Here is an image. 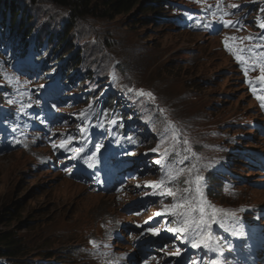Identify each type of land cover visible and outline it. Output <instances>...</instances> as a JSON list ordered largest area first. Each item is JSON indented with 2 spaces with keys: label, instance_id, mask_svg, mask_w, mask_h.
I'll use <instances>...</instances> for the list:
<instances>
[{
  "label": "rangeland",
  "instance_id": "1",
  "mask_svg": "<svg viewBox=\"0 0 264 264\" xmlns=\"http://www.w3.org/2000/svg\"><path fill=\"white\" fill-rule=\"evenodd\" d=\"M15 1L21 6L27 5L30 24L40 22L49 29L48 34L52 28H57L50 42L66 45L58 50L60 56L80 48L91 59L111 61L108 78L102 79L100 87L103 94L111 92L117 97V103L123 100L117 106L125 107L134 106L133 101L126 100L125 92L135 97V103L143 107L140 115L145 117L142 119L153 127L155 145L149 149L142 143L139 149L134 134L139 128L137 122L123 135L117 134L112 113L107 125L94 123L89 112L93 114L95 109L82 110L83 121L79 123L77 117L65 118L69 123L75 121V127L63 129L62 134H51L47 142L39 136L40 127L20 130L27 113L26 96L36 84L22 78L18 68L24 61L23 55L31 53L37 43L36 38L17 35L16 40H24V47L28 48L17 51L15 62L12 55L3 56L5 46L0 51V233L13 231L25 242L27 251L21 258L1 257L0 264H88L86 252L92 240L106 231L116 234V228L125 233L121 252L130 248L135 240L144 238L169 237L174 240V247L182 248L183 242L168 231L178 226L175 218L156 213H164L166 206L170 208L175 202L166 195L169 189L178 196L184 194L183 189L189 187L184 180L190 179L192 174L185 173L175 183L165 180L159 185V181L165 173L192 164H196L203 177L204 200L209 197L224 213H235V217L222 214V219L237 224L251 218V211L264 219V116H259L263 110L259 108L261 101L256 98L264 96V85L248 97L232 65L235 58L232 50L220 49L215 38L196 26L200 22L193 5L197 0H160L163 6H158L153 14L136 10L131 17L121 16L112 21L91 18L79 22L65 38L60 30L63 24L68 23V29L72 27L65 8L44 1L32 9V3L27 0ZM252 18H256L258 24L264 23L263 6L257 8ZM142 19L147 20L141 22ZM3 32L1 30L0 35ZM1 42L7 45L3 38ZM229 43L239 44L240 41L230 39ZM116 64L121 66L119 72L114 68ZM128 88L151 92L155 100L129 93ZM69 94L67 98L71 102L75 94ZM82 107L80 104L78 111ZM74 110L62 114L72 115ZM226 123V128H221ZM243 123L262 127V130L244 129ZM214 129L233 131L239 136L248 134L251 139L246 142L247 152L249 148L252 150L255 161L248 168L243 160L234 161L231 168L237 176V182L232 184L234 190L226 191L217 184L211 186L222 196L218 200L206 194L210 188L208 179L220 173L222 156L235 151L242 141L218 139ZM112 134L117 140L130 142L137 150L130 158V169L137 174L131 182H122L127 187L121 189L123 184H120L117 190L104 191L102 188L110 187L109 164L121 155L114 147ZM69 136L73 138L69 146L61 148V142L67 141ZM185 140L187 144L183 143ZM97 145H100L99 151ZM78 147L84 152L77 164L73 150ZM68 150L72 153L68 154ZM170 151L173 161L168 160ZM89 164L97 165L105 173L98 191L90 185L93 170L87 166ZM148 184L159 186L146 187ZM143 196L150 198L148 206L143 204ZM149 229H157L160 234L153 236ZM60 249L67 255L61 257ZM203 264H210V260Z\"/></svg>",
  "mask_w": 264,
  "mask_h": 264
},
{
  "label": "trees",
  "instance_id": "2",
  "mask_svg": "<svg viewBox=\"0 0 264 264\" xmlns=\"http://www.w3.org/2000/svg\"><path fill=\"white\" fill-rule=\"evenodd\" d=\"M32 3L33 8L38 6L39 3L47 1L59 8H65V10L69 13V21L71 22L72 27L67 28L68 23L63 24L60 30L62 31V36L69 37L71 31L76 27V25L81 21H89V19L93 18L94 20L104 22V21H112L121 16H132L136 12V10L148 11V13L153 14L154 11L161 7L162 1L160 0H27ZM22 1H20L21 3ZM23 3V2H22ZM163 6V5H162ZM26 6H21L15 0H0V27L4 26L5 33L3 34L4 39L6 41H10L12 38H15L17 35L22 36L23 38H36L35 42L40 43L44 41H48V30L40 22L38 24L32 23L30 24V19ZM110 19V20H109ZM147 19H142L141 22H145ZM68 21V22H69ZM20 29L22 31L20 32ZM2 29H0L1 31ZM49 32L51 35L57 33V28H52ZM61 35V34H60ZM50 38V34H49ZM52 39V36L50 40ZM49 40V41H50ZM22 45L24 46V40H20ZM61 41V40H60ZM53 43V44H52ZM108 43V42H107ZM50 45L53 46V50L47 51L49 55L57 56L59 59L68 58L70 54L60 56V52L58 50L63 49L66 45L54 40L50 42ZM11 47L9 51L14 56L15 46L7 45V47ZM28 48V46H25ZM79 51L81 50L80 48ZM76 51V53H79ZM5 57V55H3ZM71 56H78L77 54H72ZM14 59V57H13ZM94 64V61H92ZM81 65L78 64L76 67L78 68ZM107 65L103 67V71H105ZM118 68H121L119 66ZM116 101L115 97H109L105 107H109V111H114L116 116H122V111L118 110L116 106H112ZM112 106V107H111ZM223 106V104H221ZM139 117V116H137ZM153 140L155 137L150 135ZM152 142L150 143V145ZM173 155H170V159H173ZM218 179H213L212 182H218ZM26 244L22 240H20L19 236L13 231H6L0 233V258L4 256H10L11 258H21L23 254L26 253ZM58 253L61 257L67 255V252L63 249L58 250ZM49 254H45L48 256ZM51 257V256H49ZM25 264V263H20ZM37 264H40L37 262ZM65 264V263H61Z\"/></svg>",
  "mask_w": 264,
  "mask_h": 264
},
{
  "label": "snow or ice",
  "instance_id": "3",
  "mask_svg": "<svg viewBox=\"0 0 264 264\" xmlns=\"http://www.w3.org/2000/svg\"><path fill=\"white\" fill-rule=\"evenodd\" d=\"M238 7V6H233ZM217 10L220 11L219 5L217 6ZM214 14V13H213ZM228 13H225L227 15ZM191 19V17H190ZM224 27H230L232 26L231 21H223ZM208 24H205V27H208ZM261 29H264V23H260L258 25ZM261 39H264V36L260 37ZM231 40H253V37H231ZM225 48L229 51L232 50V48L229 46L228 39L224 41ZM260 47V46H258ZM252 49H237V52L244 53V52H250ZM237 52H233V55L235 56V59L239 62L241 66H243L246 63V60L242 54H237ZM262 59L258 62L260 65V72L261 76L258 78L259 83L264 85V53H261ZM255 67V65H253ZM244 74L247 76L248 74V68L245 67ZM247 83L252 85V81L248 80ZM127 91L129 93H134L135 95L139 97H147L150 100L154 101L155 96L151 92H145L144 90H134L132 88H128ZM253 93L255 94L256 89L252 88ZM258 100L261 101V107H264V96L257 95L256 97ZM11 103V101H10ZM161 112L163 109L160 110ZM83 131V129L81 130ZM72 137L69 136L67 138V141H62L60 144L61 148H66L67 144L72 141ZM131 139V138H129ZM184 144H187L188 141L185 140L183 142ZM55 147V146H54ZM97 151L100 149V145L96 146ZM186 151H191L190 149H185ZM77 154V158H79L80 154L84 152L83 148H78L73 150ZM153 152H158V149H153ZM195 156V153L192 154ZM187 159V158H186ZM155 163H159V161H156ZM89 167H93L92 164H89ZM185 173L192 174L190 179H185L184 183L186 185H189V187H185L183 189V195L178 196L176 192H173L171 189H169L166 193V195L172 197L174 199V203L170 206H166L165 212H157V216H162L164 214H168L175 218V222L177 223V227L175 228H169L168 231L171 232L177 239L181 240L182 242H189V238L191 237V247L195 249H201L204 248L209 251H213L212 245L218 244L219 240L214 239L212 232L210 231L213 224L218 222L217 217V210L212 208L211 213L209 214L207 211V208H211V205H208L207 208L205 207L206 201L203 198L202 193V187H203V177L199 175V169L197 168L196 164H192L191 167L188 168H178L173 169L172 171L165 173L164 177L159 181V185L164 184L165 180H167L169 183H175L181 176H183ZM158 184H148L145 185L146 187H158ZM137 187H140V185H137ZM195 192L196 195H192V193ZM196 205L193 207V205ZM183 209V210H181ZM139 215V213H137ZM224 215H227L229 217H235V213H225ZM149 231L152 233L153 236H158L159 230L157 229H149ZM233 235H236L235 232L232 233ZM94 243V242H92ZM171 255H179V252L171 253ZM220 256H223V253H220ZM193 264H199V262H193ZM210 264H226V262L222 259H212L210 261Z\"/></svg>",
  "mask_w": 264,
  "mask_h": 264
},
{
  "label": "clouds",
  "instance_id": "4",
  "mask_svg": "<svg viewBox=\"0 0 264 264\" xmlns=\"http://www.w3.org/2000/svg\"><path fill=\"white\" fill-rule=\"evenodd\" d=\"M227 32H228V35H229V34L232 32V29L228 30ZM209 37H212V36H209ZM213 38H214V37H213ZM215 39L218 41V43H219V48H220V47H221V42H220V40L217 39V38H215ZM236 70H237L239 76L241 77V84H242V87L245 89V92H246V94H248V97H249L251 94L249 93V91L246 90L245 85L242 83V80L244 79V78H243V74L239 73V70H238V69H236ZM259 116H264V113H263V112L259 113ZM239 125H241V124H239ZM226 126H227V123L224 124L223 126H221V128H226ZM242 126L245 127L246 124L243 123ZM227 129H232V128H228V127H227ZM244 129H249V128L245 127ZM218 131H221V132L224 133V134H226V133H227V134H230V135H232V136H233V135H237V134L233 133V131H223V130H218ZM243 135H244V136H247L248 134H243ZM232 173H233V172H232ZM233 174H234V173H233Z\"/></svg>",
  "mask_w": 264,
  "mask_h": 264
},
{
  "label": "bare ground",
  "instance_id": "5",
  "mask_svg": "<svg viewBox=\"0 0 264 264\" xmlns=\"http://www.w3.org/2000/svg\"><path fill=\"white\" fill-rule=\"evenodd\" d=\"M109 125V124H108ZM111 125V124H110ZM246 149H248V148H246ZM250 149V148H249ZM243 150H245V148H239V149H237V151H243Z\"/></svg>",
  "mask_w": 264,
  "mask_h": 264
}]
</instances>
